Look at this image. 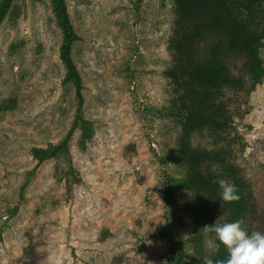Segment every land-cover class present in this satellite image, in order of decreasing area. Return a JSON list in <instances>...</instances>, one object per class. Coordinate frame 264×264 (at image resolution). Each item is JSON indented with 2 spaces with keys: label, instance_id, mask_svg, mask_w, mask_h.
<instances>
[{
  "label": "rangeland",
  "instance_id": "1",
  "mask_svg": "<svg viewBox=\"0 0 264 264\" xmlns=\"http://www.w3.org/2000/svg\"><path fill=\"white\" fill-rule=\"evenodd\" d=\"M64 3L80 97L52 0L0 20V264H204L203 226L264 233V0Z\"/></svg>",
  "mask_w": 264,
  "mask_h": 264
},
{
  "label": "clouds",
  "instance_id": "2",
  "mask_svg": "<svg viewBox=\"0 0 264 264\" xmlns=\"http://www.w3.org/2000/svg\"><path fill=\"white\" fill-rule=\"evenodd\" d=\"M222 189L221 198L232 203L240 200L237 187L226 180L213 181ZM238 219L234 222L205 225V246L212 252H220L223 247L226 257L216 258L204 256V264H264V233L252 231L250 234ZM151 230V229H146ZM145 230V231H146ZM214 234L209 237L208 234Z\"/></svg>",
  "mask_w": 264,
  "mask_h": 264
},
{
  "label": "trees",
  "instance_id": "3",
  "mask_svg": "<svg viewBox=\"0 0 264 264\" xmlns=\"http://www.w3.org/2000/svg\"><path fill=\"white\" fill-rule=\"evenodd\" d=\"M10 1L11 0H2L1 1V3H0V20L4 16L8 6H9ZM52 1L54 4V8L56 11V15H57L59 24L61 25L62 30H63V38H62V43H61V47H60V56H61V59H62L64 65H65V68L67 70V73H68L67 75L69 77H72V79L74 81L76 95L78 97H80V95H81L80 77L78 75V72L75 68V65H74L72 58H71V55H70V45H71L72 40L75 38L73 27L70 23L68 15H67L64 0H52ZM232 24H233L232 30L235 33L241 34L243 40H245L243 42V49L252 55V52H253L252 41L255 40L254 33L251 30L243 27L241 24L236 22V20H234V19H232ZM219 119H221V116ZM27 241L30 242V238H28ZM25 262H26V264H38L37 262L30 260V259H26Z\"/></svg>",
  "mask_w": 264,
  "mask_h": 264
}]
</instances>
